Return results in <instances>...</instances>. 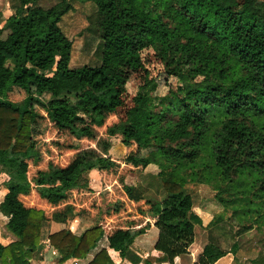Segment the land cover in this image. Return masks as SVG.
<instances>
[{
	"label": "trees",
	"instance_id": "1",
	"mask_svg": "<svg viewBox=\"0 0 264 264\" xmlns=\"http://www.w3.org/2000/svg\"><path fill=\"white\" fill-rule=\"evenodd\" d=\"M79 1L98 10L99 67H70L69 0L49 10L19 0L0 29V214L15 238L0 243V264L43 261L48 223L69 216L89 229L48 237L56 264L86 260L105 238L89 264H122L152 229L174 264L203 225L185 172L225 209V195L247 198L264 223V0ZM97 131L125 153L97 155ZM156 158L163 202L127 184ZM94 170L102 191L90 187ZM231 252L209 243L196 264Z\"/></svg>",
	"mask_w": 264,
	"mask_h": 264
},
{
	"label": "rangeland",
	"instance_id": "2",
	"mask_svg": "<svg viewBox=\"0 0 264 264\" xmlns=\"http://www.w3.org/2000/svg\"><path fill=\"white\" fill-rule=\"evenodd\" d=\"M60 2L61 0H40L38 6L49 10ZM69 2L72 11L63 17L60 28L73 43L70 67L72 69H80L85 66L99 67L102 65L105 45L100 38V32L94 20L98 11L97 7L94 3L79 0H69ZM18 7L19 0H0V29L4 27L6 20ZM9 33V31H5L3 39H6ZM96 135L98 145L95 148V153L97 155L120 156L125 153V148L119 141L112 140L109 146H106L104 145L106 141L104 134L97 131ZM156 159L158 160L154 161L145 173L131 174L127 178V184L135 187L139 193L149 199L163 202L167 198L161 177V174L165 172V164L161 162L160 158ZM184 175L187 181L185 191L193 197L195 211L203 220V225L196 227V239L191 247L192 254L197 257L207 244L215 243L224 251H232V254L227 257L233 261V264H264V223L258 219L259 216L248 212L246 206L250 203L249 200L247 198H230L225 195L227 203L225 209L216 200L217 192L212 186L201 184V180L190 177L189 172H185ZM89 181L92 189L103 190L101 176L97 170L90 173ZM158 235L159 231L153 229L147 234V237L153 242L158 239ZM12 237L14 236L6 229V218L0 214V240L8 243L13 239ZM103 241L106 245L108 244L106 238ZM150 245L148 242L146 247L150 248L152 253L153 249ZM46 246L48 247L49 243ZM235 246L237 247L236 252ZM44 254V263L50 264L58 257L57 252L51 248L44 251ZM135 257L133 253L131 260ZM227 257L217 264H222ZM183 258L185 261L182 264L192 263L187 255Z\"/></svg>",
	"mask_w": 264,
	"mask_h": 264
},
{
	"label": "crops",
	"instance_id": "3",
	"mask_svg": "<svg viewBox=\"0 0 264 264\" xmlns=\"http://www.w3.org/2000/svg\"><path fill=\"white\" fill-rule=\"evenodd\" d=\"M0 173H1V168H0ZM65 229L71 230L76 236H82L89 229V227H87L83 223L79 222L73 216H69L67 222H65V223L49 222L45 231H44V234H43V245L45 246V251H47L49 248H51L50 246H48V247L46 246V244L48 243V237L53 235V234L59 233ZM155 236H156V233H155ZM12 238L13 239H11L8 243L7 242L4 243V241H2V240H0V243L3 245H8L11 242L15 241V238L14 237H12ZM148 242H150V244H151L150 247L153 249L152 253H151L150 248L146 247V246H148ZM154 242H155V244H154ZM156 242H157L156 239L153 242L151 240H149L147 235H144V236L137 238V240L135 241L134 247L132 248V251L135 255H137V257L139 259L142 260V262L140 264H145V261L147 259L152 264H169V261L167 260V258L165 256H163L162 254H160L154 250ZM107 247H108V244L106 245L105 241L102 240L99 243L98 247L91 252V254L88 256V258L86 260L70 261L66 264H89L103 249H105ZM204 248H203V250H204ZM202 253H203V251H202ZM202 253L196 257L195 254H192V250L190 249L191 255L189 254L187 256L190 257V259L192 260L191 264H196L199 261ZM183 257L184 256L177 258L175 260L174 264H182L183 261H185ZM57 258L54 261L52 260V263H50V264H56ZM152 258L154 259L153 261L151 260ZM40 263L49 264L48 262L44 263V260L41 261ZM32 264H36V263L33 262ZM122 264H136V263L133 262L132 260H126ZM222 264H233V261H230V259L227 257V259Z\"/></svg>",
	"mask_w": 264,
	"mask_h": 264
}]
</instances>
